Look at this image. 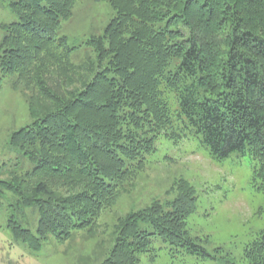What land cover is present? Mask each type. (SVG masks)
Segmentation results:
<instances>
[{
  "label": "trees",
  "instance_id": "obj_1",
  "mask_svg": "<svg viewBox=\"0 0 264 264\" xmlns=\"http://www.w3.org/2000/svg\"><path fill=\"white\" fill-rule=\"evenodd\" d=\"M96 1L109 2L115 16L89 40L95 62L73 63V48L58 36L78 0H12L17 20L3 24V77L13 76L32 118L10 144L37 165L6 171L0 198L10 192L18 206L38 208L36 234L12 217L8 224L34 250L51 236L98 232L103 213L135 189L162 135L196 136L219 160L250 155L264 188V0ZM177 187L172 201L118 216L102 264H139L153 236L209 255L187 229L196 188L186 179ZM244 256L264 264V230Z\"/></svg>",
  "mask_w": 264,
  "mask_h": 264
},
{
  "label": "rangeland",
  "instance_id": "obj_2",
  "mask_svg": "<svg viewBox=\"0 0 264 264\" xmlns=\"http://www.w3.org/2000/svg\"><path fill=\"white\" fill-rule=\"evenodd\" d=\"M10 1L0 0V42L5 34L3 24L17 20ZM114 16L115 10L107 1L78 0L73 15L63 21L58 32L73 48V63L97 61L89 40L93 35H104ZM12 78L3 77L0 64V166L5 165L0 179L8 177L6 171H30L37 165L10 144L13 133L32 122L26 99L15 90ZM53 81L59 84L57 78ZM170 95L173 103L176 98ZM258 162L237 152L219 160L196 136L172 139L162 135L135 189L123 193L115 206L103 213L98 232L76 230L67 240L51 236L40 250L17 239L8 226L12 217L36 234L38 208L20 207L17 197L6 192L0 198V264H102L114 244L118 216L143 210L155 200H174L181 179L195 186L198 197L196 211L187 218V229L209 255L192 253L189 246L175 251L168 241L153 236L152 248L141 253L139 264H249L244 248L264 230V188L255 173Z\"/></svg>",
  "mask_w": 264,
  "mask_h": 264
}]
</instances>
